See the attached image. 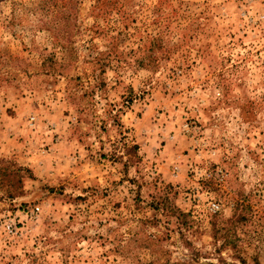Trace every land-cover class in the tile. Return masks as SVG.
I'll return each instance as SVG.
<instances>
[{"label":"rangeland","instance_id":"1","mask_svg":"<svg viewBox=\"0 0 264 264\" xmlns=\"http://www.w3.org/2000/svg\"><path fill=\"white\" fill-rule=\"evenodd\" d=\"M0 264H264V0H0Z\"/></svg>","mask_w":264,"mask_h":264},{"label":"built area","instance_id":"2","mask_svg":"<svg viewBox=\"0 0 264 264\" xmlns=\"http://www.w3.org/2000/svg\"><path fill=\"white\" fill-rule=\"evenodd\" d=\"M219 208V204L216 202H213V209L217 210Z\"/></svg>","mask_w":264,"mask_h":264},{"label":"trees","instance_id":"3","mask_svg":"<svg viewBox=\"0 0 264 264\" xmlns=\"http://www.w3.org/2000/svg\"><path fill=\"white\" fill-rule=\"evenodd\" d=\"M179 214H180V215H184V216H185V214H183L182 212H180Z\"/></svg>","mask_w":264,"mask_h":264}]
</instances>
